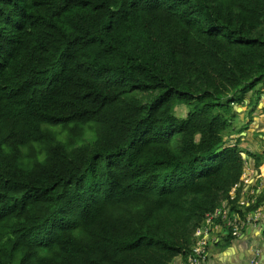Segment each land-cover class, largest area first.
Returning <instances> with one entry per match:
<instances>
[{"label":"trees","instance_id":"1","mask_svg":"<svg viewBox=\"0 0 264 264\" xmlns=\"http://www.w3.org/2000/svg\"><path fill=\"white\" fill-rule=\"evenodd\" d=\"M258 87L264 0H0V264L185 261Z\"/></svg>","mask_w":264,"mask_h":264},{"label":"crops","instance_id":"2","mask_svg":"<svg viewBox=\"0 0 264 264\" xmlns=\"http://www.w3.org/2000/svg\"><path fill=\"white\" fill-rule=\"evenodd\" d=\"M234 111L237 114L232 116V126H237V130L245 128L244 132L236 135L238 139L241 138V144H246L243 149L248 150V155H243L249 157V168L254 176L249 193L255 189L261 192L264 190V166L256 167V160L251 155L264 153V88L258 87L249 93L242 105L234 106ZM254 172L259 173L258 178ZM229 234L231 233L227 228L219 225L218 232L212 236L206 264H253L254 259L255 264H264V211L259 224L247 227L239 238H231ZM256 248L259 258H256L254 252ZM182 262L183 258L179 257L174 263Z\"/></svg>","mask_w":264,"mask_h":264},{"label":"built area","instance_id":"3","mask_svg":"<svg viewBox=\"0 0 264 264\" xmlns=\"http://www.w3.org/2000/svg\"><path fill=\"white\" fill-rule=\"evenodd\" d=\"M242 157L246 159V156L243 154ZM254 175L257 178L259 177V173L257 172H254ZM253 177L248 162L246 163L241 183L236 184L230 193V200L223 201L215 212L207 214L203 226L196 230L194 235L196 242L192 248V253L181 264H206L209 259V245L213 241V234L218 232L219 225L227 228L234 238H239L243 230L247 227L259 224L262 218V212L264 211V203L256 211L247 214L245 217L231 210L232 206H230V201H234L238 195H240L238 205L241 208H249L255 204L262 191L258 192L255 189L249 193L254 183ZM257 256H259L258 253ZM252 263L255 264V259Z\"/></svg>","mask_w":264,"mask_h":264},{"label":"rangeland","instance_id":"4","mask_svg":"<svg viewBox=\"0 0 264 264\" xmlns=\"http://www.w3.org/2000/svg\"><path fill=\"white\" fill-rule=\"evenodd\" d=\"M186 113H187V109H186V107H180V108H178L177 109V111H176V115H177V117H184L185 115H186ZM229 117H231V119H233V117H232V115L231 116H229ZM231 131V132H230ZM230 131H228V133H226V135H225V140H226V145H228V146H230V145H236L237 143H236V141L238 140V135H236V133H235V131H238L237 130V126H236V128H233L232 127V129L230 130ZM235 133V134H234ZM236 136H237V138H236ZM240 145V147L241 148H244V146L246 145V144H244L243 145V143L242 144H239ZM246 151L248 152V150L246 149ZM260 158H262V160H263V162L260 164V167H262V166H264V153H262V155H261V157ZM264 191V190H263ZM262 191V192H263ZM224 202L225 201H227V200H223ZM262 206V205H261ZM243 209H246L245 207H242ZM240 215V214H239Z\"/></svg>","mask_w":264,"mask_h":264},{"label":"water","instance_id":"5","mask_svg":"<svg viewBox=\"0 0 264 264\" xmlns=\"http://www.w3.org/2000/svg\"><path fill=\"white\" fill-rule=\"evenodd\" d=\"M254 252H255V255H257V248L255 249V251H254ZM257 258H259V256H257Z\"/></svg>","mask_w":264,"mask_h":264}]
</instances>
